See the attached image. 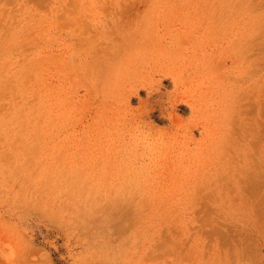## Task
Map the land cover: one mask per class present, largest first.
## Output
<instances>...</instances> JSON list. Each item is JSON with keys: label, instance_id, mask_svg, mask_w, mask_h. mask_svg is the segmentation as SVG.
<instances>
[{"label": "rangeland", "instance_id": "rangeland-1", "mask_svg": "<svg viewBox=\"0 0 264 264\" xmlns=\"http://www.w3.org/2000/svg\"><path fill=\"white\" fill-rule=\"evenodd\" d=\"M89 1L99 0H0V264H264V181L256 180L262 170L247 180L211 166L134 175L126 170L99 173L97 168L90 173L73 163L88 161L82 150L75 155L72 139L107 93L90 78L107 54L80 32ZM236 1L241 15L253 19L264 36V0ZM218 5L216 0H101L87 9V23L99 33L114 22L143 20L146 33L175 35V48L193 60L189 69L218 43L216 61L226 64L223 78L237 77L243 88L247 69L242 74L240 66L231 68L228 50L223 53L225 36L206 34L195 50L201 20L218 16ZM263 64L255 66L260 104ZM206 78L194 79L197 96L216 90L220 81ZM238 103L231 110L244 107ZM259 103L252 113L262 144L264 103ZM129 106L136 108L138 99ZM186 110L176 113L187 118ZM152 121L155 128L167 125ZM194 137L199 139L197 133ZM62 160L72 171L57 170L53 162L63 166ZM261 161L257 158L252 166L260 168Z\"/></svg>", "mask_w": 264, "mask_h": 264}, {"label": "bare ground", "instance_id": "bare-ground-1", "mask_svg": "<svg viewBox=\"0 0 264 264\" xmlns=\"http://www.w3.org/2000/svg\"><path fill=\"white\" fill-rule=\"evenodd\" d=\"M89 2L86 4L89 10L95 8L97 2ZM216 3L219 4L218 16L213 17V20L207 18L201 20L203 32L193 37L195 50L197 51L206 34L225 36L227 45L224 50L223 47L220 48L223 53L228 50L226 54L231 59V68L237 69L240 66L242 74L243 70L247 69L245 73H248V80L241 83L248 84L243 87L244 89L241 88L239 80H236L237 77L223 78V67L226 64L221 65V62L216 61L219 58V54H215L218 43L210 53L202 52L195 66L189 69L193 60L180 49L175 48L172 40L175 35L161 36L158 32L146 33L144 21L141 20L143 22L141 24L140 21L133 19V22L125 20L126 22H114L110 26H102L97 33L95 27L88 24V8L86 9L83 20L80 19L83 21L80 32L88 43L99 45L100 51L107 54L98 60L90 78L101 89L106 88L107 93L94 116L74 133L76 135L72 139L77 148L75 155L79 156L82 150L83 156L88 161H73V163H80L79 168L87 167L90 173L97 168L99 173L117 174L126 170L134 175L142 170L167 172L176 166L183 172L192 165L197 166L198 170L211 166L215 171L228 170L233 176L244 177L247 180L250 177L255 178L262 170L263 175L259 174L262 178L257 175L256 180L264 181V169H262L264 166L261 167L263 161H261V169L255 164L252 166L254 163L252 161L256 162L257 158L264 159V141L262 144L257 143L260 128L257 125L258 120L252 113L258 108L259 103L257 100L260 93L258 94L256 90L258 79H255L257 75L255 66L258 62H264L261 56L264 46L260 45L261 42L264 45L262 39L264 36L258 35L260 32L257 31L253 19L241 15L238 1L217 2L216 0ZM116 4L118 2L114 3ZM112 12L111 14L118 15L116 11V13ZM231 33L233 35L228 37L227 34ZM260 39L263 41H257ZM257 42L261 47L256 46ZM256 47L262 49L258 51ZM204 48L203 41L202 49L199 51ZM206 70L209 72L207 73ZM227 70L231 73L229 68ZM203 74L207 75L206 80L209 82H213V78L220 81L216 82V90L197 96L192 83L196 82L194 79L197 76ZM163 83L170 85L171 90L167 91L168 87L165 88ZM143 92L145 97L138 98ZM243 96L246 97H244L246 101L248 100L245 101L246 105L244 106L245 102L241 101L244 107L231 110L232 104L238 103L239 98ZM134 97L138 99V106L131 108L129 102ZM185 108L189 116L182 118L176 111ZM152 119L165 121L167 125L161 129L155 128ZM195 133L199 135L197 140L194 137ZM95 156L100 157L97 158L98 167L94 161ZM53 163L60 172L72 171L73 166H69V162L65 160L60 162L63 166ZM221 176H224V173ZM134 181L136 184L137 181ZM218 183L221 185L220 182ZM227 183L230 185L231 182ZM233 186L230 191L233 190ZM240 188L242 189V185Z\"/></svg>", "mask_w": 264, "mask_h": 264}]
</instances>
